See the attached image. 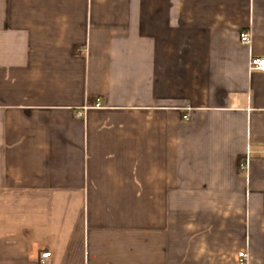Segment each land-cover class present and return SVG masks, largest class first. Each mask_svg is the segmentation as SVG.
<instances>
[{
	"label": "crops",
	"instance_id": "crops-1",
	"mask_svg": "<svg viewBox=\"0 0 264 264\" xmlns=\"http://www.w3.org/2000/svg\"><path fill=\"white\" fill-rule=\"evenodd\" d=\"M255 57L264 0H0V264H264Z\"/></svg>",
	"mask_w": 264,
	"mask_h": 264
},
{
	"label": "built area",
	"instance_id": "built-area-1",
	"mask_svg": "<svg viewBox=\"0 0 264 264\" xmlns=\"http://www.w3.org/2000/svg\"><path fill=\"white\" fill-rule=\"evenodd\" d=\"M240 40L241 43L244 45H249L251 43V37L249 33H242L240 36ZM249 71L253 72V71H258L264 74V57H255V58H251L250 62H249ZM183 119L185 121H188L189 115L186 114ZM247 167V160L242 162L240 165V168L242 170L246 169ZM51 257V253L50 252H46L44 254H42V258H41V264H48V260ZM240 259L246 260L248 255L246 253H241L239 255Z\"/></svg>",
	"mask_w": 264,
	"mask_h": 264
}]
</instances>
